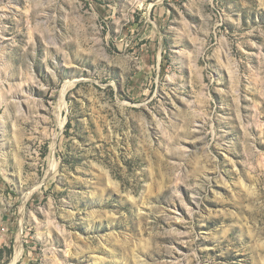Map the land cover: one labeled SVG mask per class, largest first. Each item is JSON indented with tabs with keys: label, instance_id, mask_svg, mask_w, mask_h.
Instances as JSON below:
<instances>
[{
	"label": "rangeland",
	"instance_id": "obj_1",
	"mask_svg": "<svg viewBox=\"0 0 264 264\" xmlns=\"http://www.w3.org/2000/svg\"><path fill=\"white\" fill-rule=\"evenodd\" d=\"M18 242L264 264V0H0V264Z\"/></svg>",
	"mask_w": 264,
	"mask_h": 264
},
{
	"label": "bare ground",
	"instance_id": "obj_2",
	"mask_svg": "<svg viewBox=\"0 0 264 264\" xmlns=\"http://www.w3.org/2000/svg\"><path fill=\"white\" fill-rule=\"evenodd\" d=\"M21 233V232H20ZM20 235V234H19ZM21 244L20 242H18L17 246H16V256L14 258V261L12 262V264H15L17 263L16 261L19 259V257L21 256L22 254V248H21Z\"/></svg>",
	"mask_w": 264,
	"mask_h": 264
}]
</instances>
